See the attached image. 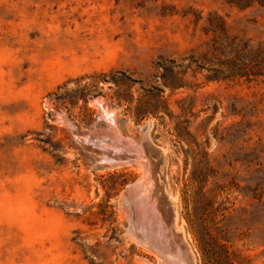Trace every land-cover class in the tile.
<instances>
[{
  "label": "rangeland",
  "instance_id": "1",
  "mask_svg": "<svg viewBox=\"0 0 264 264\" xmlns=\"http://www.w3.org/2000/svg\"><path fill=\"white\" fill-rule=\"evenodd\" d=\"M96 99L151 123L194 264H264V0H0V264H159L119 203L142 171L58 122Z\"/></svg>",
  "mask_w": 264,
  "mask_h": 264
},
{
  "label": "water",
  "instance_id": "2",
  "mask_svg": "<svg viewBox=\"0 0 264 264\" xmlns=\"http://www.w3.org/2000/svg\"><path fill=\"white\" fill-rule=\"evenodd\" d=\"M94 104L99 108V112L97 114V121L93 126L94 130L92 134L82 133L79 126L65 118L72 125V127H66L67 133L69 134L73 145L81 151V154L84 157L86 170L101 171L113 169L115 167L117 168L121 165L136 167L140 164L144 171V176L147 174L148 181H153V190L151 192V202L153 203L151 205L152 209L150 210V215L155 216L156 219L163 220V223L166 226L165 229H168L170 233H172L175 219V209L174 205L170 202L168 196L166 195L165 188L159 186L157 182V177L161 175L162 169H165V158L163 152L155 148L148 138L151 123L147 122L145 127L138 128L136 130V135L133 137L126 131L127 122L120 120L117 114L115 117L117 126L113 125L116 130V134H118L121 139L127 140L126 142L133 144V148L126 149L125 152L120 153L121 155H115L113 151L102 149L101 146H99L101 144L100 141L102 136L106 133L108 136H111L109 133L113 131L106 130V121L102 116V109L104 106L106 108L108 107L109 109H113V106H110L108 103H103L102 106L99 99H96ZM57 119H59L58 115ZM103 156L109 157V160H103ZM141 185L142 184L139 185L136 182L127 188L123 193L122 200L128 202L133 199L136 191L139 190ZM139 235L140 234L137 236L139 237ZM177 236L179 242L176 244H179V247L183 251L188 261L187 264H194L188 249L183 243L182 236ZM161 244H159L158 247H154L152 244H149V246L157 254H159L163 260H167L169 255L171 256L176 253L177 247H175V244L170 246V243H168L166 238L163 242L161 241Z\"/></svg>",
  "mask_w": 264,
  "mask_h": 264
},
{
  "label": "bare ground",
  "instance_id": "3",
  "mask_svg": "<svg viewBox=\"0 0 264 264\" xmlns=\"http://www.w3.org/2000/svg\"><path fill=\"white\" fill-rule=\"evenodd\" d=\"M99 100L101 101V105L103 106V103H105V101L101 99ZM117 110L118 109L116 107H113V109H109L108 107L106 108L105 106L103 107L102 116L106 121V130L113 131L109 133L111 134V136L109 135L110 137L107 133L102 136L100 141L101 144L99 146H101L102 149L113 151L115 155H121L120 153L125 152L126 149L133 148V144L126 142L127 140L121 139L119 135L116 134V130L114 129L113 125L117 126L115 119L117 115ZM58 117V122H61L63 124V127H72L70 122L65 119L66 116L64 113H59ZM103 158V160H109V157L107 156H103ZM136 167H138V169H140L143 173V177L137 182L139 185H142L140 186L139 190L136 191V194L134 195L133 199L128 202H125L123 200L121 202L120 199L119 202L122 205V217L125 218L124 220L126 222L129 237L134 240L135 243H137L138 245L154 252L155 256L157 255L158 257L159 264H187L188 261L183 251L179 247V244H176L177 242H179V240L177 234L174 232V225L172 229L173 231L172 233H170L168 229H165L166 226L163 223V220L156 219L155 216L150 215V210L152 209L151 205L153 203L151 202L153 181H148L147 174H145L144 176V171L140 164H138ZM135 233L140 234L139 237L137 236L138 238L136 237ZM165 238L168 240V243H170V246L172 244H175V247H177L176 253L174 255L172 254L171 256L169 255L167 257V260H163L161 256L149 246V244H152L154 247H158L159 244H161V241L163 242Z\"/></svg>",
  "mask_w": 264,
  "mask_h": 264
}]
</instances>
